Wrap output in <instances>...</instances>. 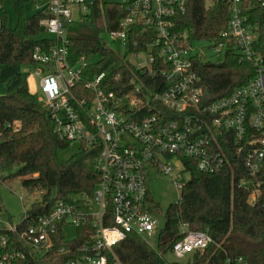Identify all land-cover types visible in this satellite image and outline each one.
<instances>
[{
  "label": "built area",
  "instance_id": "2783aa9c",
  "mask_svg": "<svg viewBox=\"0 0 264 264\" xmlns=\"http://www.w3.org/2000/svg\"><path fill=\"white\" fill-rule=\"evenodd\" d=\"M35 1L42 2L36 6L45 14L39 24L54 43L47 49L34 48L31 57L36 65L26 79L36 81L38 101L45 105L54 133L70 147L81 142L98 146V181L90 197H81L84 207L57 200L30 225L20 229L8 225L9 231L16 232V239L0 236V264H26L28 258L48 257H56V264H106L105 251L127 233L144 240L156 229V211L146 199V170L154 169L171 178L177 202L184 179L174 174L173 160L188 175L183 159L193 160L195 168L203 173L230 168L217 138L233 141L235 154H242L241 168L246 177L239 179L238 185L248 190V201L261 193L264 64L253 48L255 25L247 20L245 11L253 2L264 7V0H224L229 18L220 41L210 46L217 53L214 61L222 59L229 42L240 59L252 64L254 75L209 103L202 102V88L193 68V59L202 58L186 33L174 25L173 18L183 12L186 0L117 1L124 7V14L117 28L106 33L111 41L119 43L116 50L125 51L133 27L145 31V37L151 35L144 50L127 54L136 69L149 75L158 73L164 82L162 90L145 94L138 93V86H134V92L109 91L103 73L80 81L87 61L79 57L75 63H68L64 23L87 11L84 0ZM69 4H75L76 11H71ZM79 81L81 89L91 92L90 98L74 94ZM83 225L90 232L89 239L74 244L76 230ZM71 227L73 233L68 236ZM178 229L181 236L169 249L177 260L202 251L211 242L206 231L188 230L184 223H179ZM223 264L246 262L242 257H226Z\"/></svg>",
  "mask_w": 264,
  "mask_h": 264
},
{
  "label": "trees",
  "instance_id": "16d2710c",
  "mask_svg": "<svg viewBox=\"0 0 264 264\" xmlns=\"http://www.w3.org/2000/svg\"><path fill=\"white\" fill-rule=\"evenodd\" d=\"M9 1L15 13L13 28L7 26L6 14L0 6V83L5 90L0 95V184L19 178L24 190L40 195L15 224L20 229L30 225L36 216L48 212L57 200L84 207L81 197H90L98 181L95 169L98 146L81 142L67 159H59L58 150L70 146L53 132L45 105L38 101L37 92L28 89L26 79L27 72L36 65L31 57L34 48L47 49L54 40L48 35L37 37L44 32L39 24L45 17L42 10L30 15L24 12V6L35 0ZM86 6L84 14L64 23L68 63H75L79 57L87 61L80 81L103 73L107 90L117 94L134 92V86L141 87L138 93L144 94L162 90L164 82L158 73L149 75L136 69L127 59L128 53L144 50L151 35L145 37V31L133 27L129 29L125 51L114 50L107 46L102 34L117 28L124 7L103 0H92ZM245 13L247 20L255 25L253 48L264 64V7L253 2ZM228 18L229 6L224 0H186L183 12L173 20L175 28L185 32L189 41L207 42L211 46L220 41V32L227 28ZM193 68L199 77L203 103L226 96L254 75L252 64L240 59L229 42L220 61H201L195 57ZM130 80L135 83H128ZM80 81L74 94L90 98L91 92L81 89ZM217 140L230 168L203 173L195 168L193 160L183 159L189 175L182 182L179 199L164 214L163 227L155 235V246L127 233L123 240L105 251L106 264H167L163 255L180 238L179 223L186 224L188 230L206 231L211 238L202 251L188 254L183 259L184 264H223L226 257H242L246 264H264V186L249 202L248 190L238 185L239 179L246 177L241 168L242 154H235L233 141ZM146 199L158 212L159 205L149 190ZM2 208L0 201V213ZM87 229L84 225L77 228L74 244L89 239ZM2 235L16 239V232L9 231L7 226L0 227ZM25 262L56 264L57 259L28 258Z\"/></svg>",
  "mask_w": 264,
  "mask_h": 264
},
{
  "label": "rangeland",
  "instance_id": "374dc122",
  "mask_svg": "<svg viewBox=\"0 0 264 264\" xmlns=\"http://www.w3.org/2000/svg\"><path fill=\"white\" fill-rule=\"evenodd\" d=\"M107 2H117L118 0H103ZM41 1H35V4L27 3L24 6V12L26 15H30L36 11V6L41 5ZM0 6L6 14V24L9 28H13L15 24V13L13 10V5L9 0H1ZM68 8L71 11H76L75 4H69ZM46 32H42L37 35V37L47 36ZM102 38L106 42L107 46L116 50L120 48L118 42L111 41L108 38L106 33L102 34ZM194 51L197 52L202 61H214L216 60V52L214 48L210 47L209 43L196 41L193 42ZM122 53V52H121ZM145 58V54L140 56ZM96 59V57H93ZM22 70H26L22 68ZM28 89L32 93H36V81L34 79H27ZM4 86L0 83V95L4 94ZM77 144H73L72 147H67L65 149L58 150L57 155L59 159L65 160L72 153L75 152ZM174 174H179L184 180L188 178V174L181 170V165L177 161L173 160ZM146 181L147 188L152 199L158 203L159 210L155 213L154 217L156 218V229L153 233H150L149 236H144V240L150 246H155V235L156 231L163 227L164 224V214L168 208H170L177 199V191L171 183V178L167 175H163L154 169L146 170ZM39 192H27L20 186L19 178L12 179L11 181L0 184V201L2 205V212L0 213V227H6L8 225H15L27 210L30 204L39 199ZM73 233V228H69L68 236H71ZM164 259L170 264L174 261H178L180 264H184V260L175 259L169 252H166L163 255Z\"/></svg>",
  "mask_w": 264,
  "mask_h": 264
},
{
  "label": "water",
  "instance_id": "95a60500",
  "mask_svg": "<svg viewBox=\"0 0 264 264\" xmlns=\"http://www.w3.org/2000/svg\"><path fill=\"white\" fill-rule=\"evenodd\" d=\"M84 2L89 3V2H91V0H84Z\"/></svg>",
  "mask_w": 264,
  "mask_h": 264
}]
</instances>
